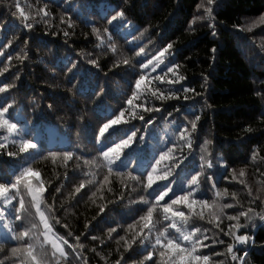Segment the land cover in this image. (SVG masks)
I'll return each mask as SVG.
<instances>
[{"label": "trees", "instance_id": "trees-1", "mask_svg": "<svg viewBox=\"0 0 264 264\" xmlns=\"http://www.w3.org/2000/svg\"><path fill=\"white\" fill-rule=\"evenodd\" d=\"M17 2L26 13L33 14L47 4L46 10L52 13L49 26L46 27L41 21L32 30L24 29L18 15H12L17 12ZM198 3L199 0H0V25H3L0 30V45L6 43L7 39L13 41L4 49L5 55L0 56V69L7 66V71L0 76V84L15 80L16 86L10 90L11 97L17 101L13 116L22 124L29 121L27 138L32 139L45 155L48 151L74 153L73 160L68 161L66 166L62 157H57L55 162L52 158L36 159L32 167L40 172V179L47 189L43 193L47 204H53V196L50 195L53 188L61 186V192L55 194V215L60 219V224H56L51 218L49 223L53 231L65 236L69 243L76 242L72 237L66 236L68 230L81 237L83 248L80 256L86 258L87 264H115L121 255L127 264H140L142 259L139 250H132L137 249V245L134 244L132 249L125 251L124 242L117 243V234L131 239L134 231L140 230L142 222L138 221V217L143 214V206L139 202V194L146 193L129 178H118L115 172L109 175V181H104L101 187L100 182L108 175L107 169L84 163L85 160H92L100 148L93 135L99 124L106 117L118 113L122 106H126L124 102L131 94V84H134L133 72L139 71L136 61L143 57V54H135L140 47H144L147 58H151L166 44L173 43V49L169 50L173 55L164 54L165 64L170 60L178 64V72L185 79L171 87L180 88L183 84L194 88L200 95L188 93L194 99L187 101L183 99V94L179 100L153 101L152 104L160 108V111L145 112L143 121L133 119L126 113L128 123L119 127L124 132L137 130L132 149L137 150L138 160L147 162L154 155L158 156L159 150L170 147L171 141H178L179 127L186 122L185 117L192 119L189 110H194L201 118L197 122V131L193 133L191 154L175 169L179 173L177 184L183 181L187 172L197 168L201 155L200 146L204 140H209L211 143L208 152L213 157H222L229 170L235 169L238 180L244 179L252 188L253 195L261 189L259 195L264 199V162L259 158L264 156V99L255 94L259 91L264 95V52L259 50L260 44L264 42V24L253 27L251 31L242 30L264 15V0H217L214 6L215 36L211 34L212 29L207 26V22L198 21L192 25V29L189 28ZM121 9L131 24L118 29L117 22L110 25L107 20ZM61 16L66 20L70 18L73 27L61 24ZM93 27L98 28L104 36L103 44L93 33ZM105 28L112 33L116 52L107 47V37L103 31ZM63 31H68L69 36L65 37ZM53 32L57 34L53 35ZM25 39L28 41L27 45L23 43ZM21 48L28 52L29 57L23 61L16 55ZM213 48L216 49L215 53L211 51ZM81 53H92L94 58H98L99 68L88 63L86 58H78ZM9 54L13 56L11 61L6 60ZM68 57L77 62L78 74L72 84L68 83L71 73L63 70ZM124 59H128L135 67L123 64ZM114 61L120 62L118 67L112 66ZM77 69L73 71L76 72ZM17 72L18 79L15 78ZM158 74H161L160 69L151 73L149 79ZM172 75L169 73L168 77ZM151 84L159 86L161 90L170 87L155 80ZM6 98L0 94V103ZM140 102L141 100L136 101ZM145 103L146 106H152ZM48 105L52 107L49 108ZM141 111L137 109V113ZM149 119L152 123L145 122ZM248 128L252 131H247ZM13 140L18 138L0 130V142L8 145L7 149L0 150V174L5 176L10 170L33 161L38 155L36 151L30 150L29 153L8 156L7 151H17L12 144ZM254 148L260 149L255 161L250 159ZM179 151L177 149L171 155L176 156ZM183 152L188 154L189 149L183 148ZM77 156L80 157L78 161ZM171 163L172 160L165 161L159 167L164 168ZM241 169L246 173L242 178L238 176ZM210 171L218 181L217 188L221 191V198H216L204 184L197 196L206 194L210 202L219 199L221 203L234 204L233 209H225L227 215L235 214L241 206L244 209L250 206L245 186L239 184L238 180L232 181L229 171L219 167ZM138 172L139 170L136 174ZM84 173L89 175L85 176ZM222 175H229V180L220 179ZM29 179L36 185L34 177L30 176ZM121 179L127 187L122 186ZM81 180L85 181L86 187L80 193H75V187ZM89 181L92 183H88ZM98 187L99 191L92 197L91 192ZM173 187L179 191L177 185ZM109 188L112 189L111 192L108 191ZM122 188L124 199L121 201L119 196ZM133 188L135 191H131ZM225 188L228 195L223 193ZM233 192L237 194L236 200L232 199ZM22 195L25 206L30 207V197L25 192ZM259 205L260 201H257L256 205L251 206L260 212L262 209ZM100 206H105V212L97 215ZM0 207L10 208L2 203ZM179 207L188 215L186 208ZM30 212L25 224H37L36 232L41 234L43 225L39 216L34 208H30ZM156 219L158 216L154 214L153 220ZM87 221L91 223L85 229ZM134 221H137L135 227L129 229L128 224ZM244 222V218H241L240 223ZM5 223L7 220H0V243H5ZM19 223L20 221L13 220L11 226ZM218 223L226 230L229 221L225 216ZM63 224H67L68 229L63 228ZM193 225L213 227L194 215L189 219V226ZM109 227L117 229L112 233L111 240L107 238ZM244 231L245 229H241L238 234H243ZM249 234L255 236V245L247 246V264H264V222L257 218L255 228ZM93 235L103 239L105 243L101 244L100 239L92 241L90 236ZM40 238L43 239V236L40 235ZM220 238L225 243L230 242L229 237L221 235ZM16 244L17 242L9 240L5 243V249ZM93 247L96 248V253L90 251ZM213 250L223 252L225 246L216 244L202 249L205 253ZM222 258L224 257L213 259ZM70 259L71 264H85L84 260Z\"/></svg>", "mask_w": 264, "mask_h": 264}, {"label": "snow or ice", "instance_id": "snow-or-ice-1", "mask_svg": "<svg viewBox=\"0 0 264 264\" xmlns=\"http://www.w3.org/2000/svg\"><path fill=\"white\" fill-rule=\"evenodd\" d=\"M216 4L217 0H199V3L196 5L197 12L193 14L192 20L189 22V28L192 29V25L198 21L207 22V26L212 29L211 34L215 36L214 6ZM47 7L48 5L45 4L44 7L38 8L34 14L31 12L26 13L20 3L17 2L15 4L17 12H13L12 15H18L20 25L26 30H32L41 21L47 27L49 26V20L52 18V13L46 10ZM37 17H39V20ZM107 22L110 25L113 22H117L118 29L126 24H131V21L127 20L125 12L122 9L115 11V14L111 15ZM60 23L67 24L68 28L73 27L70 18L66 20L61 16ZM259 24H264V15H261L257 21H253L252 24L242 30L251 31L253 27ZM2 29L3 25H0V30ZM92 31L103 44L105 39L100 34V30L93 27ZM103 31L107 37V47L112 52H116V46L112 42V33L107 28ZM55 34L57 33L53 32V35ZM63 35L68 37L69 32L63 31ZM12 42L11 39H7L6 43L0 45V56L5 55L4 49H7ZM23 43L27 45V39ZM170 49H173V43L166 44L151 58H147L148 54L145 52L144 47H140L139 52L135 53L137 56L143 54V57L141 60L136 61V64L139 65V71L133 72L135 77L134 84H131V94L124 102L126 106H122L118 113L106 117L99 124L93 135L94 140L100 144V148L92 160H85L84 163L95 164L97 167L107 169L108 175H105L103 181L100 182L101 187L104 181H109V175L115 172L118 178H129L137 187H142L143 192L146 193V195L139 194V202L143 206V214L138 217V221L142 222L140 230L134 231L131 239H126L124 235L117 234V243L119 244L120 241H123L125 251L132 249L134 244L137 245V249L132 250H139V255L142 257L140 264H247L246 257L249 255L247 246L255 245V236L250 235L249 231L255 228L257 218L264 222V199H261L259 195L261 189L257 190L256 195H253L252 188L247 185L246 181L244 179L238 180L235 169L229 170L228 165L223 162L222 157H213L208 152V146L211 143L209 140H204L200 146L201 155L197 168L194 171L187 172L183 181L177 184L179 173L175 172V169L179 168L188 159V155L191 154L193 133L197 131V122L200 121V115L196 114L194 110H189L192 119L189 120L185 117L186 122L178 129V141H171L170 147L166 146L165 149L159 150L158 156L154 155L147 162L139 161L137 150L132 149V144L136 142L137 130L130 129L124 132L119 127L122 124L128 123L125 119L126 113L133 119L138 118L143 121L145 112L160 111V108L152 104L153 101L179 100L181 94H183V99L187 101L194 99V96H189L188 93L200 95V93L195 92L194 88L183 84H181L180 88L171 87L180 84L185 77L179 74L178 69L180 66L178 64L171 60L165 64L166 57L164 54L173 55L169 51ZM259 50L264 52V42L260 44ZM211 51L215 53L216 49L213 48ZM16 55L21 61L29 58L28 52L24 48H21ZM78 58H86L88 63L99 68L98 58H94L92 53L78 54ZM12 59L13 56L11 54L7 55V61H11ZM122 62L125 65H129L130 68L135 67L130 64L128 59H124ZM119 63V61H114L112 66L118 67ZM161 65H164V67L161 68ZM73 69H77V62L71 57L66 58L63 70L66 73H71L68 76L69 84L75 81L78 74V69L76 72ZM157 69L161 70V74L149 79L150 74L156 72ZM5 71H7V66L0 69V76H3ZM169 73L173 74L172 77H168ZM18 76L17 72L15 78L18 79ZM152 80L170 87L166 90H161L159 86H152ZM15 86V80L0 84V94L7 97L0 103V130H4L9 136L18 138V140L12 141L17 151L9 150L7 151V155L10 157L17 156L21 153H29L30 150L36 151L38 155L33 161H27L16 170H10L7 176L0 174V203L10 206V208L0 207V220H7V223H5L7 231L3 239L5 243L9 240L17 242L16 246L7 250L5 249V243H0V264H71L70 258L84 260L85 264H87L86 258L80 256V250L83 248V245L80 243L81 237L74 235L71 230H68L66 236L72 237L76 242L75 244L69 243V240L65 236L54 232L52 225L49 223V219L51 218L55 220L56 224H60V219L55 215V194L61 192V186L58 185L53 188V192L50 193L53 196V204H47L43 198V193L47 189L44 182L40 179V172L32 167L36 159L47 160L52 158L53 162H55L57 157H62L66 166L68 161L73 160L74 153L72 151H48L45 155L37 147V144L33 143L32 139L27 138L26 128L29 121H24L22 124L20 121L15 120L13 116L17 101L11 97L10 90L15 88ZM101 91H103L102 88ZM255 94L264 99V95L261 92L257 91ZM137 100H141V102L136 103ZM145 102L152 104V106H146ZM48 107L51 108L52 106L48 105ZM137 109H141L142 111L137 113ZM78 119H82V117H78ZM145 122L152 123L151 119ZM247 131L250 132L252 129L248 128ZM7 148L8 145L6 143L0 142V150ZM183 148L189 149V153L185 154ZM177 149L180 150L179 154L176 156L171 155ZM259 152V148H254L250 159L255 161ZM259 158L261 162H264V156H260ZM79 159L80 157L77 156L76 160L78 161ZM97 160L99 161L98 163ZM169 160H172L171 165L166 164L164 168L159 167L162 162ZM217 167L229 171L232 181L238 180L239 184L245 186L247 195L250 198L248 200L249 207L244 209L241 206L236 210L235 214L227 215L225 209H233L234 204L221 203L219 199H213L210 202L206 198V194L197 196L201 185L204 184L208 187L209 191L214 193L216 198H221V191L217 188L218 181L214 179V175L210 171ZM137 170H139L138 174H136ZM257 171H259V168H257ZM245 174V170L241 169L238 176L242 178ZM84 175L87 176L89 173H84ZM30 176L36 179V185H33L32 180L29 179ZM220 179L229 180V175H222ZM120 182L123 187H127L123 179ZM88 183L91 184L92 181ZM154 185L155 187H153ZM173 185H177L179 191ZM85 187V181L81 180L79 185L75 187V193H80L81 189ZM149 189L151 191H148ZM97 191H99V187L96 191L91 192V196L95 197ZM108 191L111 192L112 189L109 188ZM131 191H135V188L131 189ZM22 192L27 193L30 197L28 202L30 207L25 206ZM170 193L171 195H169ZM223 193L224 195H228L227 188L223 189ZM231 196L233 200H236L237 194L235 192L231 193ZM123 199L122 188L119 200L122 201ZM13 201H16V203L14 204ZM257 201H260L259 206L262 209L260 212H257L256 208L251 206L256 205ZM236 202L239 203V201ZM109 203H115V201H109ZM179 206L186 208L188 215ZM197 206L199 208L198 211ZM61 207L63 206L61 205ZM30 208L35 209V213L39 216V221L43 225L41 234H37L36 232L37 224L32 223L30 226H26L25 224V219L31 215ZM104 212L105 206H100L97 215ZM154 214L158 216V219L155 221L153 220ZM193 215L198 220L207 221V224L213 227L189 226V219ZM225 216L229 221L226 230L221 228L220 223H218ZM241 218H244L245 222L243 224L240 223ZM13 220L20 221V223L13 227L11 226ZM162 221H167L168 223L164 224ZM136 222L128 224V228L133 229ZM90 223L91 221L85 223V229H88ZM62 227L68 229L67 224H63ZM145 229H147L146 233ZM241 229H245V231L243 234H238L241 232ZM116 231V227H109L107 229L108 240L113 238L112 233ZM40 235L43 236V239L40 238ZM221 235L229 237L230 242L225 243V240L220 238ZM90 239L96 241L100 238L93 235L90 236ZM205 241H208V243H205ZM100 243L104 244L105 241L100 239ZM216 244L224 245L225 250L223 252L213 250L210 253L202 251V249L211 248ZM90 251L96 253V248L93 247ZM214 257L224 258L213 259ZM122 261L123 264H127V261L121 255L115 261V264H122Z\"/></svg>", "mask_w": 264, "mask_h": 264}, {"label": "water", "instance_id": "water-1", "mask_svg": "<svg viewBox=\"0 0 264 264\" xmlns=\"http://www.w3.org/2000/svg\"><path fill=\"white\" fill-rule=\"evenodd\" d=\"M239 247V246H238Z\"/></svg>", "mask_w": 264, "mask_h": 264}]
</instances>
